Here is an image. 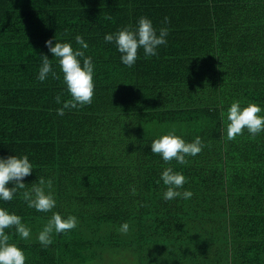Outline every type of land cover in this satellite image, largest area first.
<instances>
[{
	"label": "trees",
	"instance_id": "trees-1",
	"mask_svg": "<svg viewBox=\"0 0 264 264\" xmlns=\"http://www.w3.org/2000/svg\"><path fill=\"white\" fill-rule=\"evenodd\" d=\"M141 16L168 29L167 44L156 56L138 50L127 67L104 36L135 28ZM76 35L95 65L94 96L58 116L70 96L45 42L76 49ZM43 55L59 78L38 81ZM233 101L264 109V0H0V157L28 155L26 189L50 178L56 200L49 212L29 208L24 189L0 201L34 230L27 240L6 230L9 242L38 261L45 247L37 235L57 212L77 221L45 248L60 262L108 242L142 259L162 241L188 264H213L214 254L222 264H264V132L228 140ZM173 129L203 141L186 165L151 152ZM168 167L186 177L179 191L190 190L189 199H163ZM125 222L127 234L119 231Z\"/></svg>",
	"mask_w": 264,
	"mask_h": 264
},
{
	"label": "clouds",
	"instance_id": "clouds-1",
	"mask_svg": "<svg viewBox=\"0 0 264 264\" xmlns=\"http://www.w3.org/2000/svg\"><path fill=\"white\" fill-rule=\"evenodd\" d=\"M167 19L165 17V21ZM167 35V28L162 27L157 30L151 19L141 16L136 21L135 28L126 26L115 33L105 34L104 41L114 43L116 50L120 53V62L127 67H132L137 61L140 49L146 57L158 55V47L167 44ZM55 41L53 43V39H49L45 42V46L57 61L70 96V100L63 102V106L56 110L58 116H63L67 108L83 107L92 103L95 65L92 57L85 55L89 45L81 35L75 37L76 44L79 45L76 49L69 42H59L56 37ZM49 76L53 79L59 78L52 60L47 55H43L37 79L44 82ZM56 103L61 104L59 95L56 97ZM262 112L264 109L256 103H248L247 106L242 107L240 101H233L227 108L226 138L233 140L245 129L252 136L264 132V115H260ZM150 144L151 152L159 154L165 163L174 159L180 165H186L188 163L186 157H195L204 146L199 136L192 142H186L182 136L176 134L174 129L154 139ZM33 169L34 165L28 155L0 157V201H11L18 190L24 189L23 199L29 208L37 212H49L55 208L52 179L39 176L38 182L33 183L30 189H26L24 180L32 174ZM160 180L167 186V190L163 192L164 200L176 198L187 200L192 196L190 190L179 191L186 183V177L182 172L174 171L171 167L165 168L161 172ZM9 182H12V187H9ZM76 223L74 216L64 218L60 213L53 212L48 223L38 233L37 239L43 247L47 248L52 244L53 232L60 234L71 230L76 227ZM13 228L18 238L29 239L31 229L22 222V217L7 208L0 207V264H26L24 250L9 242L10 235L6 230ZM119 231L127 234L129 225L126 222L123 223Z\"/></svg>",
	"mask_w": 264,
	"mask_h": 264
},
{
	"label": "crops",
	"instance_id": "crops-1",
	"mask_svg": "<svg viewBox=\"0 0 264 264\" xmlns=\"http://www.w3.org/2000/svg\"><path fill=\"white\" fill-rule=\"evenodd\" d=\"M31 234H34V230H31ZM150 243L151 246L156 247L158 250L144 249L142 259L137 258L136 250H131L130 247L117 250L112 242H108L107 247H105V243L102 249L97 246L96 250L93 251L79 250L74 257L66 256L63 262H60L58 254L54 256L53 250L43 248V255L39 259L40 261L38 260L39 262L36 261L37 256H26V252H24L26 264H181V262L188 264V259L186 258L173 257L171 255L173 252L169 249L168 244L162 241ZM49 257H54L55 259L53 260ZM212 261L213 264H222V259L216 254L213 255Z\"/></svg>",
	"mask_w": 264,
	"mask_h": 264
}]
</instances>
